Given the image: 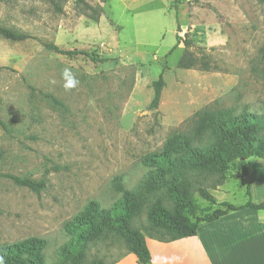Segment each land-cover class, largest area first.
Segmentation results:
<instances>
[{
  "label": "rangeland",
  "instance_id": "1",
  "mask_svg": "<svg viewBox=\"0 0 264 264\" xmlns=\"http://www.w3.org/2000/svg\"><path fill=\"white\" fill-rule=\"evenodd\" d=\"M0 25L31 35H0V247L43 238L47 264H63L66 225L89 201L112 207L118 178L138 188L145 158L171 136L192 132L204 110L264 114V0H0ZM49 43L92 50L102 61L57 53ZM65 67L79 80L68 91ZM247 161L253 170L264 159ZM7 175L43 187L34 191ZM217 180L207 179L210 191L221 188L211 187ZM226 180L225 199L247 201L250 174L238 161ZM134 225L150 236L146 209ZM126 250L109 235L89 245L86 262L111 263Z\"/></svg>",
  "mask_w": 264,
  "mask_h": 264
},
{
  "label": "trees",
  "instance_id": "2",
  "mask_svg": "<svg viewBox=\"0 0 264 264\" xmlns=\"http://www.w3.org/2000/svg\"><path fill=\"white\" fill-rule=\"evenodd\" d=\"M178 2L180 0H173V5ZM89 8L96 11L93 6ZM99 17L98 11L95 20ZM0 35L14 41L31 37L27 32L15 31L3 25H0ZM181 40L177 34L173 49ZM48 47L65 55H85L95 63L102 61L99 54L89 49L65 50L54 43H49ZM164 85L162 72L154 81L153 107L159 105ZM251 157L264 159V114L247 107L240 112L233 107L204 110L192 132L171 136L161 151L145 158L148 172L138 188L129 190L118 178L115 185L121 196L112 207L105 208L98 201L91 200L67 223L70 238L61 248L60 262L111 264L98 257L86 262V251L92 242L113 235L125 241L126 251L134 253L141 264H151L146 237L170 242L196 235L200 223L215 220L231 211L247 207L264 209V201L255 203L251 198L239 205L218 201L206 183L209 177L216 176L218 180L211 187L223 185L232 164L237 161L247 175L246 162ZM7 176L34 191L43 187L40 181ZM195 192L207 201L206 206L199 204ZM247 193L251 194L249 189ZM162 195L170 200L169 205L160 199ZM145 209L150 236L134 225ZM45 247V239L29 237L0 247V260L2 264H47Z\"/></svg>",
  "mask_w": 264,
  "mask_h": 264
},
{
  "label": "crops",
  "instance_id": "3",
  "mask_svg": "<svg viewBox=\"0 0 264 264\" xmlns=\"http://www.w3.org/2000/svg\"><path fill=\"white\" fill-rule=\"evenodd\" d=\"M246 163L250 174L247 190L251 193L248 195L246 190L247 201L251 198L259 203L264 201V161L253 170ZM225 183L212 190L219 194L216 197L212 193L218 201H229L224 197L228 192ZM146 242L151 264H264V209L247 207L202 222L194 236L170 242L146 237ZM111 264L141 263L134 253L125 251Z\"/></svg>",
  "mask_w": 264,
  "mask_h": 264
},
{
  "label": "clouds",
  "instance_id": "4",
  "mask_svg": "<svg viewBox=\"0 0 264 264\" xmlns=\"http://www.w3.org/2000/svg\"><path fill=\"white\" fill-rule=\"evenodd\" d=\"M61 79L63 81L62 87L68 91L76 88L79 84V80L75 76V74L71 71L70 68L65 67L60 73ZM0 264H2V260H0Z\"/></svg>",
  "mask_w": 264,
  "mask_h": 264
}]
</instances>
